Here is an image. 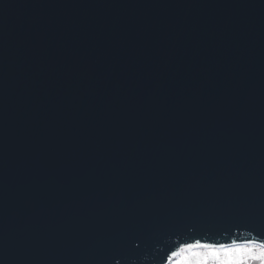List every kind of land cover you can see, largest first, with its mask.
<instances>
[{"label":"water","instance_id":"95a60500","mask_svg":"<svg viewBox=\"0 0 264 264\" xmlns=\"http://www.w3.org/2000/svg\"><path fill=\"white\" fill-rule=\"evenodd\" d=\"M256 233L264 0H0V264Z\"/></svg>","mask_w":264,"mask_h":264},{"label":"snow or ice","instance_id":"6c2138e0","mask_svg":"<svg viewBox=\"0 0 264 264\" xmlns=\"http://www.w3.org/2000/svg\"><path fill=\"white\" fill-rule=\"evenodd\" d=\"M133 244L139 247L135 241ZM162 264H264V234L256 233L251 239L234 238L228 243L198 238L177 241L165 253Z\"/></svg>","mask_w":264,"mask_h":264}]
</instances>
